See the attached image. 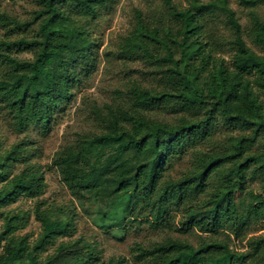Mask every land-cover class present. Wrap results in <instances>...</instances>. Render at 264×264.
Returning <instances> with one entry per match:
<instances>
[{
  "label": "trees",
  "instance_id": "trees-1",
  "mask_svg": "<svg viewBox=\"0 0 264 264\" xmlns=\"http://www.w3.org/2000/svg\"><path fill=\"white\" fill-rule=\"evenodd\" d=\"M37 1L40 8L31 21L21 22L0 13L3 24L18 30L39 22L31 38L21 37L12 42L0 39V47L6 50L17 47L34 54L32 59L21 60L0 53L1 62L9 66L5 77L0 79V101L14 118L17 130L24 131L36 125L47 132L55 112L72 96V86L78 82L75 64L87 60L91 54V44L85 38L84 30L72 26L64 6L72 3L88 14H94L96 5H103L105 0ZM240 3L253 7L264 0H240ZM214 10L226 13L235 34L233 68L215 60L213 50L202 37L203 16ZM174 15L181 21L177 33L170 29L161 32L157 27L149 28L140 22L136 33L127 41L126 54H133L137 48L147 58L169 64L170 78L177 80L176 93L135 87L131 95L139 109L159 107L178 98L182 108L203 111V118L195 121L184 118L173 125L150 121L139 113H111L105 133L62 147L53 163L72 194L80 196L84 192H95L106 197L115 208V216L119 217L131 211L140 198L152 196L172 158L182 154L187 146L203 140L214 123L215 114L220 112L227 121L242 123L252 129L253 134L240 137L229 152L206 156L197 172L165 181L155 198V219L161 220L167 212L166 204L183 202L189 192H203L209 175L218 166L230 163L224 176L225 186L209 201L206 211L190 212L183 222L186 227L198 223L214 231L238 217L234 193L245 190L250 165L262 158L261 154L246 155V147L264 135V103L248 78L257 75V84L264 88V57L246 45L235 13L229 9L226 0L196 3L185 10L174 11ZM254 39L264 45V23L257 18L254 19ZM150 45L163 48L165 53H153ZM175 49L179 52L178 57ZM21 151L20 144H16L0 155V215L4 216L0 240L6 241L0 264H100L98 254L93 249H83L80 241L61 244L54 254L41 259L39 252L58 235L66 233L69 222L43 215L39 217L42 233L33 245H29L26 236L15 237L20 216L4 213L1 209L21 196H38L43 186V175L37 165H29L19 174L12 175L11 167L21 159ZM129 154L143 160L134 162ZM93 155L94 160L91 159ZM261 168L264 170L263 166ZM250 195L253 201L247 208V215L264 220V192H251ZM132 251L137 260L148 261L147 264H246L248 259L264 264V235L251 239L247 253L232 250L224 241L205 242L196 248L174 239L151 247L135 243ZM107 264L128 263L119 257L110 259Z\"/></svg>",
  "mask_w": 264,
  "mask_h": 264
},
{
  "label": "rangeland",
  "instance_id": "rangeland-1",
  "mask_svg": "<svg viewBox=\"0 0 264 264\" xmlns=\"http://www.w3.org/2000/svg\"><path fill=\"white\" fill-rule=\"evenodd\" d=\"M211 1L105 0L103 5H96L94 14H88L68 3L64 6L66 15L70 17L73 27L84 30L85 38L91 44V54L87 60L75 64L79 74L78 82L72 86V96L55 112L50 129L46 132L32 125L24 131L17 130L14 118L0 101V155L3 156L14 145L20 144L22 157L13 163L12 175L19 174L29 165H37L43 175V186L38 196H21L16 202L1 209L4 213L20 216L15 237L26 236L29 245H33L42 233L39 217L43 215L70 224L66 233L58 235L39 252L41 259L54 254L61 244L80 241L78 243L83 249H93L98 254L100 264H107L110 259L119 257H123L128 264H147L148 261L134 257L132 248L135 243L151 247L174 239L188 242L197 248L205 242L218 240L226 242L236 252L247 253L251 239L264 235V220L247 215V208L253 201L250 193L264 192V170L261 168L264 167V135L252 146L246 147V155L261 154L262 158L250 165L245 190H236L234 193L238 208V217L233 219L234 222L224 224L214 231L203 224L195 223L189 227L183 224L190 212H205L209 201L224 188V176L230 163L218 166L209 175L203 192H189L183 202L166 204V214L161 220L155 219V198L165 181L178 180L197 172L202 168L206 156L229 152L234 149L240 137L253 134L252 129L242 123L227 121L220 112L215 114L214 123L203 140L187 146L182 154L172 158L152 196L140 198L131 211L119 217L115 216V208L106 197L95 192H84L80 196L72 194L63 182L59 168L53 163L56 153L62 147L76 145L82 139L105 133L111 113H139L150 121L173 125L179 124L184 118L190 121L203 118V111L182 108L178 98L155 108H137L131 95L133 88L176 93L177 80L170 78L169 64L147 58L137 48L131 55L126 53L129 49L127 41L136 33L140 22L149 28L157 27L161 32L170 29L177 33L181 21L174 15V11ZM226 2L235 13L246 45L264 57V45L254 39V19L264 23V3L249 7L242 5L240 0ZM39 8L37 0H0V13L21 22L31 21ZM203 17L202 37L213 50L214 59L233 68L236 50L232 41L235 34L226 13L214 10ZM38 26L39 22H35L27 29L18 30L0 21V39L12 42L21 37L31 38ZM150 48L155 54L165 53L157 45H150ZM0 53L21 60L34 57L33 52L19 50L17 47L11 50L0 47ZM175 53L178 57L177 49ZM8 69L7 63L1 62L0 58V79L5 77ZM248 78L264 103V88L257 84L258 76L252 74ZM125 125L131 128L130 124ZM128 156L134 162L143 160L135 154ZM91 159L94 160L95 156H91ZM3 225L4 216L0 215V232ZM5 244V240H0V257L4 253ZM255 262L248 259L246 264H257Z\"/></svg>",
  "mask_w": 264,
  "mask_h": 264
}]
</instances>
